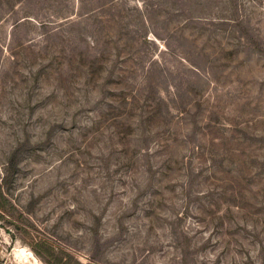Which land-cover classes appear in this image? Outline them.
Segmentation results:
<instances>
[{"label":"rangeland","instance_id":"374dc122","mask_svg":"<svg viewBox=\"0 0 264 264\" xmlns=\"http://www.w3.org/2000/svg\"><path fill=\"white\" fill-rule=\"evenodd\" d=\"M0 264H264V0H0Z\"/></svg>","mask_w":264,"mask_h":264},{"label":"bare ground","instance_id":"6f19581e","mask_svg":"<svg viewBox=\"0 0 264 264\" xmlns=\"http://www.w3.org/2000/svg\"><path fill=\"white\" fill-rule=\"evenodd\" d=\"M19 251V250H18ZM19 256V255H18ZM24 258L25 259H31V258H33V256H31L30 254H27V255H24ZM35 260V259H34ZM30 262H32V260L30 261Z\"/></svg>","mask_w":264,"mask_h":264}]
</instances>
